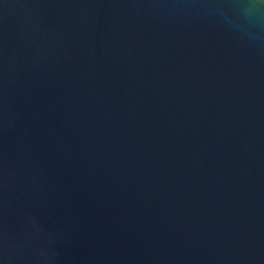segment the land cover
Instances as JSON below:
<instances>
[{"label":"water","instance_id":"water-1","mask_svg":"<svg viewBox=\"0 0 264 264\" xmlns=\"http://www.w3.org/2000/svg\"><path fill=\"white\" fill-rule=\"evenodd\" d=\"M0 264H264V0H0Z\"/></svg>","mask_w":264,"mask_h":264}]
</instances>
